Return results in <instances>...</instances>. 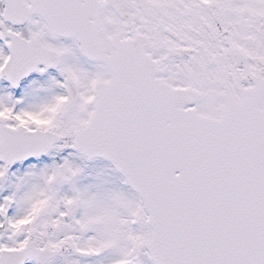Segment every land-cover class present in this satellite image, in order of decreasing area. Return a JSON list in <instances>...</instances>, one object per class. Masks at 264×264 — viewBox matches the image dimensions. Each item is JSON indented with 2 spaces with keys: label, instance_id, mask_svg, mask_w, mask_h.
<instances>
[{
  "label": "snow or ice",
  "instance_id": "snow-or-ice-1",
  "mask_svg": "<svg viewBox=\"0 0 264 264\" xmlns=\"http://www.w3.org/2000/svg\"><path fill=\"white\" fill-rule=\"evenodd\" d=\"M0 264H264V0H0Z\"/></svg>",
  "mask_w": 264,
  "mask_h": 264
}]
</instances>
